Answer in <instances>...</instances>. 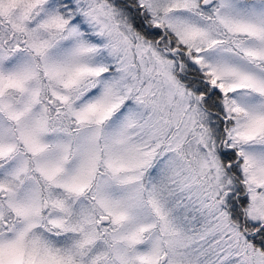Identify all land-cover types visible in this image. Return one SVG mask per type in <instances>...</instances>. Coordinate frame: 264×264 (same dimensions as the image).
Masks as SVG:
<instances>
[{"label":"snow or ice","instance_id":"1","mask_svg":"<svg viewBox=\"0 0 264 264\" xmlns=\"http://www.w3.org/2000/svg\"><path fill=\"white\" fill-rule=\"evenodd\" d=\"M0 264H264V0H0Z\"/></svg>","mask_w":264,"mask_h":264}]
</instances>
